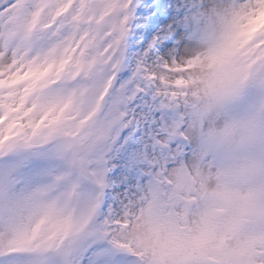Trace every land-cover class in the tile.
Wrapping results in <instances>:
<instances>
[{
    "label": "snow or ice",
    "instance_id": "1",
    "mask_svg": "<svg viewBox=\"0 0 264 264\" xmlns=\"http://www.w3.org/2000/svg\"><path fill=\"white\" fill-rule=\"evenodd\" d=\"M261 16L264 0H0V264H264ZM69 37L99 60L78 66L83 115L34 122L27 77H7ZM42 224L64 238L14 250Z\"/></svg>",
    "mask_w": 264,
    "mask_h": 264
},
{
    "label": "clouds",
    "instance_id": "2",
    "mask_svg": "<svg viewBox=\"0 0 264 264\" xmlns=\"http://www.w3.org/2000/svg\"><path fill=\"white\" fill-rule=\"evenodd\" d=\"M66 45H59L54 57H43L30 69L21 68L7 77L9 81L20 75L27 77L15 90L17 99L25 105V110H30L34 122L49 123L64 109L65 126H73L83 115L85 102L77 91L83 73L78 66L81 62L99 64V60L95 53L88 57H78L75 53L70 56L71 37ZM40 74H44L43 79L37 82ZM33 83L35 88H30Z\"/></svg>",
    "mask_w": 264,
    "mask_h": 264
},
{
    "label": "rangeland",
    "instance_id": "3",
    "mask_svg": "<svg viewBox=\"0 0 264 264\" xmlns=\"http://www.w3.org/2000/svg\"><path fill=\"white\" fill-rule=\"evenodd\" d=\"M258 27L264 25V16L258 17ZM72 53H75V50L71 48L69 54L71 56ZM192 70L193 73H199L202 71L200 65H188L185 69V72ZM198 79V75L193 77V80H185L181 82V86L185 88H190L193 86L194 80ZM67 229L64 227L53 228L51 225H40L38 229L33 230L32 237L21 240L18 242V248L14 250H23L26 248L34 249L36 247H48L55 245L58 241L64 238V232ZM4 233L0 232V237H3ZM160 247L157 249L158 255L168 260L170 259V250H169V242L165 240H161Z\"/></svg>",
    "mask_w": 264,
    "mask_h": 264
},
{
    "label": "bare ground",
    "instance_id": "4",
    "mask_svg": "<svg viewBox=\"0 0 264 264\" xmlns=\"http://www.w3.org/2000/svg\"><path fill=\"white\" fill-rule=\"evenodd\" d=\"M71 48L69 49V52H70Z\"/></svg>",
    "mask_w": 264,
    "mask_h": 264
}]
</instances>
